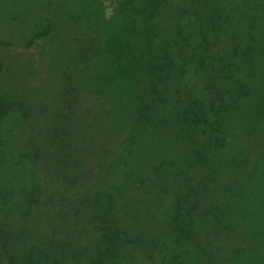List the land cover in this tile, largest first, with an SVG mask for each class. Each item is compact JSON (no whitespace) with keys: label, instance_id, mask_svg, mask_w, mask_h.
<instances>
[{"label":"trees","instance_id":"16d2710c","mask_svg":"<svg viewBox=\"0 0 264 264\" xmlns=\"http://www.w3.org/2000/svg\"><path fill=\"white\" fill-rule=\"evenodd\" d=\"M0 264H264V0H0Z\"/></svg>","mask_w":264,"mask_h":264}]
</instances>
